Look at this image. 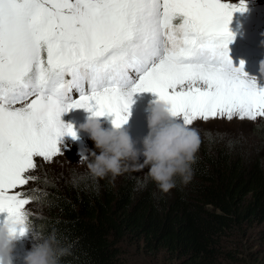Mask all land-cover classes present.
Masks as SVG:
<instances>
[{
	"label": "snow or ice",
	"instance_id": "6c2138e0",
	"mask_svg": "<svg viewBox=\"0 0 264 264\" xmlns=\"http://www.w3.org/2000/svg\"><path fill=\"white\" fill-rule=\"evenodd\" d=\"M234 11L244 0H0V213L21 236L30 197L16 189L33 158L51 162L59 138L76 137L61 113L119 126L133 93L151 92L187 125L264 117V80L228 55Z\"/></svg>",
	"mask_w": 264,
	"mask_h": 264
},
{
	"label": "trees",
	"instance_id": "16d2710c",
	"mask_svg": "<svg viewBox=\"0 0 264 264\" xmlns=\"http://www.w3.org/2000/svg\"><path fill=\"white\" fill-rule=\"evenodd\" d=\"M254 129L264 141V122ZM68 167L56 173L62 183L43 167L38 185L25 189L44 207L40 219H30L33 233L54 234L68 249L59 264H132L125 241L164 251L179 264H247L236 251L241 229L257 225L264 239L263 152L242 153L217 142L201 146L191 180L176 177V186L160 193L153 190V180L137 189L133 171L98 177L80 168L67 176Z\"/></svg>",
	"mask_w": 264,
	"mask_h": 264
},
{
	"label": "rangeland",
	"instance_id": "374dc122",
	"mask_svg": "<svg viewBox=\"0 0 264 264\" xmlns=\"http://www.w3.org/2000/svg\"><path fill=\"white\" fill-rule=\"evenodd\" d=\"M259 0H244L245 11H234L232 18L229 22V29L233 32V39L228 43L229 50L234 48V52H228L230 59H234L233 65L235 67L240 66V62L244 61V71L248 74H257L258 62L261 58H264V46L261 45V41L264 40V30L259 31L260 20L264 23V0L262 5L256 7V2ZM226 2L239 4V0H226ZM260 7V9L258 8ZM260 19V20H259ZM241 51L237 53L235 49ZM231 54V55H230ZM73 97L76 98L78 93L73 92ZM34 97H30L29 101ZM157 98L156 94L151 92H138L133 93L132 103L129 108L130 115L128 116L126 127L128 128L130 135L136 142L137 147H141V139L147 133V113L145 111L148 101ZM19 107L20 105H16ZM90 111L83 108L70 109L68 112L61 113L60 120L63 123H71L74 130L76 125L83 122L85 116ZM104 121V126L111 124L112 117L105 115L100 117ZM264 122V117L258 116L255 120L238 119L233 118L228 120L226 118H210L209 120L195 121L191 127L195 128L199 134L200 144L199 147L204 146L210 148L213 143H221L229 147H234L239 152L246 153H260L264 156V141L258 137V133L255 127ZM79 139L74 140L69 135H64L59 138L58 146H61V153L56 154L51 162H46L41 157H34L36 168L29 170L26 173L27 176L33 177L26 185H23L16 189V191L24 190L23 193L27 197H30V202L25 206V210L28 212V229L25 234L18 240L13 249L14 264H23V256L31 246L37 242L34 238L32 231L33 224L30 223V219H40L43 216V204L39 197L31 198L30 192L25 189L30 183L38 185L39 180L42 179L41 168H47V172L55 173V180L60 184L63 182V178L60 174L67 168L68 175H74L78 173L80 168H90L89 160L81 158L80 151L92 149L99 151L95 148L94 142L88 137V134L83 131L78 133ZM258 146H263L257 148ZM199 149V148H198ZM254 150V151H253ZM142 160L143 157L141 156ZM41 170V171H40ZM127 171H133L137 177L136 187L137 189H143L152 181L148 176V168L135 169L131 165L127 167ZM37 172V174H35ZM123 172V171H122ZM50 178V177H49ZM153 189L156 193L162 192L156 182H154ZM39 187L41 185L39 184ZM22 192V191H21ZM45 213V212H44ZM7 214L0 213V220H2ZM245 231V232H242ZM241 237H239L240 243L237 246V253L244 257L247 264H264V239L259 232V226L250 225L241 229ZM235 247V244L232 243ZM125 256L130 260L132 264H179L177 259L169 255L164 251H149L143 248L140 241H125L123 242ZM233 264H242L240 262Z\"/></svg>",
	"mask_w": 264,
	"mask_h": 264
},
{
	"label": "clouds",
	"instance_id": "9594fccd",
	"mask_svg": "<svg viewBox=\"0 0 264 264\" xmlns=\"http://www.w3.org/2000/svg\"><path fill=\"white\" fill-rule=\"evenodd\" d=\"M261 45L264 46V40ZM244 63L242 72L248 78L264 80V58L258 62L257 74L246 73ZM145 111L148 130L140 141L141 147L136 146L126 123L119 126L111 123L106 127L104 121L91 112L75 126L76 137L73 139H79V131L86 132L99 150L87 149L79 153L80 157L89 160V167L96 176H115L127 170L129 165L135 169L147 167L148 176L161 191L168 192L176 186V177L183 183L191 180V164L199 148V134L175 117L169 104L158 97L148 101ZM20 227L7 217L0 220V264H14L13 249L22 237ZM34 238L37 242L24 254L23 264H59V258L68 253L66 247L59 246L54 234L47 237L34 234Z\"/></svg>",
	"mask_w": 264,
	"mask_h": 264
}]
</instances>
